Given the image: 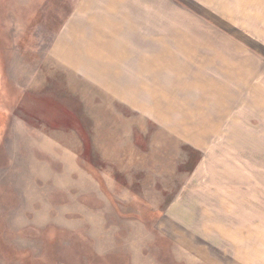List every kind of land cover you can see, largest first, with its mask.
<instances>
[{
    "label": "rangeland",
    "instance_id": "374dc122",
    "mask_svg": "<svg viewBox=\"0 0 264 264\" xmlns=\"http://www.w3.org/2000/svg\"><path fill=\"white\" fill-rule=\"evenodd\" d=\"M79 1L0 0V264H264V0H130L133 104L51 57Z\"/></svg>",
    "mask_w": 264,
    "mask_h": 264
},
{
    "label": "crops",
    "instance_id": "0c3cea01",
    "mask_svg": "<svg viewBox=\"0 0 264 264\" xmlns=\"http://www.w3.org/2000/svg\"><path fill=\"white\" fill-rule=\"evenodd\" d=\"M101 2L105 4L101 5ZM139 5L138 2L130 0H80L72 15L56 31L50 45L51 57L71 72L99 73L98 81L101 82L100 87L102 88H109L106 82L114 80L115 89H124V93H119L124 98L120 100V103L133 104L132 100H127L129 95L133 97V93H128L126 90L129 88L137 90L139 88L138 73L145 72L143 69L145 66L146 72H154L155 56H164L165 51L169 50L168 44H162V52L158 54H155L153 50V52L140 53L137 45L132 42V35L137 28L133 24L131 15L138 16V14L129 13L126 10L140 8ZM147 6L148 2L141 8L146 10ZM151 6L153 8V3ZM119 10H121L120 20L108 19L117 14ZM148 16V12H143L141 18L145 20ZM151 40L153 42V36ZM140 57L141 61L138 59ZM138 66L142 68L138 69ZM118 73L128 75L121 78ZM119 79L125 81V84L120 87L117 85ZM132 81L136 85H126ZM19 88L24 93L22 97H28L29 104L38 105V110L39 105L42 104H59L56 100L57 85L44 93L43 91L47 89L39 84L20 83ZM23 101L19 99L17 103V99H14L15 104H23ZM0 113L12 116L13 111L0 107ZM25 115L28 116L26 110L23 112V116Z\"/></svg>",
    "mask_w": 264,
    "mask_h": 264
}]
</instances>
